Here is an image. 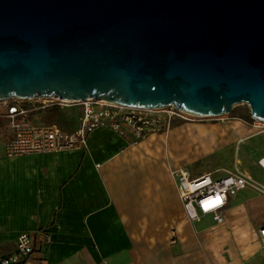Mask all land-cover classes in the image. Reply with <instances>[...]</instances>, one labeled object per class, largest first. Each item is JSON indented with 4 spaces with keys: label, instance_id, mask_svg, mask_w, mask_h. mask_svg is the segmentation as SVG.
<instances>
[{
    "label": "water",
    "instance_id": "1",
    "mask_svg": "<svg viewBox=\"0 0 264 264\" xmlns=\"http://www.w3.org/2000/svg\"><path fill=\"white\" fill-rule=\"evenodd\" d=\"M36 97L264 123V0H0V101Z\"/></svg>",
    "mask_w": 264,
    "mask_h": 264
},
{
    "label": "crops",
    "instance_id": "2",
    "mask_svg": "<svg viewBox=\"0 0 264 264\" xmlns=\"http://www.w3.org/2000/svg\"><path fill=\"white\" fill-rule=\"evenodd\" d=\"M170 131L132 144L98 127L78 149L8 157L0 118V254L26 231L24 264H264V193L230 196L221 224L189 221L169 172L179 167L161 149Z\"/></svg>",
    "mask_w": 264,
    "mask_h": 264
},
{
    "label": "built area",
    "instance_id": "3",
    "mask_svg": "<svg viewBox=\"0 0 264 264\" xmlns=\"http://www.w3.org/2000/svg\"><path fill=\"white\" fill-rule=\"evenodd\" d=\"M58 109L75 110L72 129H62L56 124L46 125L35 119L37 113ZM193 117L173 105L144 109L93 99L71 101L38 97L0 101V118L7 122L12 134L4 143L8 157L78 149L85 146L89 134L98 127H108L121 136H129L131 143L137 144L151 134H166L175 119L190 120ZM252 126L260 127L264 123L253 120ZM169 172L178 189L184 216L191 222L209 215L214 223L221 224L225 220L224 212L230 196L244 188L264 193V187L241 171L220 173L215 169L193 175L182 166L170 168ZM259 229L260 241L264 243V226ZM33 249L32 236L23 231L17 236L13 250L0 254V264H24Z\"/></svg>",
    "mask_w": 264,
    "mask_h": 264
},
{
    "label": "rangeland",
    "instance_id": "4",
    "mask_svg": "<svg viewBox=\"0 0 264 264\" xmlns=\"http://www.w3.org/2000/svg\"><path fill=\"white\" fill-rule=\"evenodd\" d=\"M247 103L239 102L231 113L218 116H196L190 120L175 119L169 133L170 139L163 142L162 151L175 167H187L193 175L218 169L220 173L235 171L247 173L259 184L257 171L260 164L241 158V148L254 160L264 157V126H252L243 116H250ZM74 109L48 110L37 113L36 121L56 124L72 129ZM170 140V143H169ZM234 198V197H233Z\"/></svg>",
    "mask_w": 264,
    "mask_h": 264
},
{
    "label": "trees",
    "instance_id": "5",
    "mask_svg": "<svg viewBox=\"0 0 264 264\" xmlns=\"http://www.w3.org/2000/svg\"><path fill=\"white\" fill-rule=\"evenodd\" d=\"M243 119H244L245 121H248V122H251V121H252L251 118H250V116H243ZM74 120H75V118L71 121L72 126L74 125Z\"/></svg>",
    "mask_w": 264,
    "mask_h": 264
},
{
    "label": "bare ground",
    "instance_id": "6",
    "mask_svg": "<svg viewBox=\"0 0 264 264\" xmlns=\"http://www.w3.org/2000/svg\"><path fill=\"white\" fill-rule=\"evenodd\" d=\"M261 166H262V168L264 169V158L261 160ZM250 176V175H249ZM250 178H251V176H250Z\"/></svg>",
    "mask_w": 264,
    "mask_h": 264
}]
</instances>
